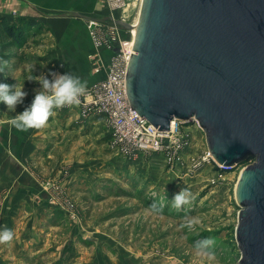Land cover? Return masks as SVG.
Instances as JSON below:
<instances>
[{
    "label": "rangeland",
    "instance_id": "1",
    "mask_svg": "<svg viewBox=\"0 0 264 264\" xmlns=\"http://www.w3.org/2000/svg\"><path fill=\"white\" fill-rule=\"evenodd\" d=\"M12 3L9 9L0 7V71L7 83L37 87L38 77L47 68V56L57 48L65 52L56 64L58 70L68 71V65H73L79 75L93 73L90 21L81 18L69 17V22L58 24L34 19L38 27H27L18 47L4 38L8 51L4 59L2 21L18 23L20 13L17 2ZM139 3L128 2L133 6L129 16L122 10L111 13L104 0L76 11L99 19L114 14L133 23ZM120 37L124 43L132 40L128 31ZM65 109L82 116L78 106ZM99 119L104 124L92 127L85 140L77 138L74 150L58 147L51 166L31 170L39 191L45 193L35 199L42 212L22 214L27 217L24 234L12 264H239L242 253L236 231L242 209L236 201V187L241 172L254 160L228 172L208 163L194 168L193 159H202L208 145L204 132L192 122L183 123V128L192 138L194 151L171 168L160 154L122 153L112 143L107 121ZM183 187L191 190L192 199L177 209L171 199ZM154 203L163 206V211H155ZM184 217H196L198 222L189 228ZM204 237L214 238L211 258L195 250V242ZM26 243L28 249L20 250Z\"/></svg>",
    "mask_w": 264,
    "mask_h": 264
},
{
    "label": "water",
    "instance_id": "2",
    "mask_svg": "<svg viewBox=\"0 0 264 264\" xmlns=\"http://www.w3.org/2000/svg\"><path fill=\"white\" fill-rule=\"evenodd\" d=\"M126 92L158 130L197 122L218 164L254 160L236 187V236L239 264H264V0H143Z\"/></svg>",
    "mask_w": 264,
    "mask_h": 264
},
{
    "label": "crops",
    "instance_id": "3",
    "mask_svg": "<svg viewBox=\"0 0 264 264\" xmlns=\"http://www.w3.org/2000/svg\"><path fill=\"white\" fill-rule=\"evenodd\" d=\"M12 2L18 4L17 7L14 5L20 11L17 18L30 17L36 19L38 23L52 20L53 24H58L69 22V17H73L72 13H80L77 12L78 10L83 11L86 7L91 9L89 4L94 0H0V7H11ZM8 9L4 11V15ZM35 24L38 27V24ZM71 37L75 38L74 34ZM91 50L93 51L92 48ZM64 53L63 49L58 48L51 51L47 56V68L44 74H48L49 70L60 73L70 72L86 82V86L95 82L98 76L88 72L81 76L73 65H68V71H65L63 67L64 70H58L56 64L59 59H62L61 56L65 55ZM67 54L69 56L70 52ZM72 55L75 56L73 53ZM0 81L7 82L1 75V71ZM30 86L29 84L24 86V91L28 95L24 98V103L19 104V108L16 106V110L8 109L6 104L0 103V213H7L0 216V226H6L14 231L11 241H0V264H12L13 252H17V244L21 243V234H24V221L27 217L22 214L42 212L41 204L35 199L37 194L43 197L45 193L39 191L31 170L37 169L39 165L51 166L53 152L58 147L67 146L74 150L77 147V138L85 140L89 137L92 127L97 128L104 124L103 119L83 118L79 113H73L74 110L63 107L55 110L54 115L50 116L43 126L24 131L17 130L11 123L13 117L16 112L23 111L31 103L36 91L41 87L40 84L35 88ZM30 207L33 209L27 210ZM25 239L24 237L23 240ZM19 249L23 251L28 249L27 243Z\"/></svg>",
    "mask_w": 264,
    "mask_h": 264
},
{
    "label": "built area",
    "instance_id": "4",
    "mask_svg": "<svg viewBox=\"0 0 264 264\" xmlns=\"http://www.w3.org/2000/svg\"><path fill=\"white\" fill-rule=\"evenodd\" d=\"M104 1L113 13L117 10L123 11L130 0ZM110 17L117 19L114 14ZM92 23L94 24L90 29L95 49L90 55V61L93 74L98 78L86 86V92L80 97L79 104L67 107L78 106L83 118L103 117L110 127L113 145L122 153L128 156L139 153L160 154L171 168L181 165L194 151V143L191 136L184 131L183 122L174 120L169 131L158 130L146 118L132 110L129 103L126 77L133 45L130 44L131 37L127 43L122 42L120 37L123 31L128 30L120 28L113 21ZM197 126L201 129L198 123ZM192 163L194 168L203 163L216 165L223 172L235 168L218 164L209 149L202 159H193Z\"/></svg>",
    "mask_w": 264,
    "mask_h": 264
},
{
    "label": "clouds",
    "instance_id": "5",
    "mask_svg": "<svg viewBox=\"0 0 264 264\" xmlns=\"http://www.w3.org/2000/svg\"><path fill=\"white\" fill-rule=\"evenodd\" d=\"M37 81L41 87L36 91L31 103L23 111L16 112L11 121L17 130L24 131L43 126L49 117L54 115L55 110L79 104L80 97L86 92V82L70 72L59 73L49 70L48 74L40 75ZM27 95L24 86L0 81V103L6 104L8 109L16 110V106L23 104ZM191 199V190L183 187L171 199L172 206L179 209L187 205ZM152 207L157 212L163 211V206L157 207L155 203ZM183 219L189 228L198 222L196 217H184ZM13 237V229L0 226V241H11ZM194 247L197 254L211 258L214 255V238L204 237L196 241Z\"/></svg>",
    "mask_w": 264,
    "mask_h": 264
},
{
    "label": "trees",
    "instance_id": "6",
    "mask_svg": "<svg viewBox=\"0 0 264 264\" xmlns=\"http://www.w3.org/2000/svg\"><path fill=\"white\" fill-rule=\"evenodd\" d=\"M35 23V20L30 17L19 18L18 23L13 24H8L2 21L1 26L3 28V35L1 36V43L4 59H6L8 52L4 38L6 37L7 39L11 40V42L15 44L13 47H18V42L20 41L21 36L24 34L25 29H27V27H31V25L35 27Z\"/></svg>",
    "mask_w": 264,
    "mask_h": 264
},
{
    "label": "bare ground",
    "instance_id": "7",
    "mask_svg": "<svg viewBox=\"0 0 264 264\" xmlns=\"http://www.w3.org/2000/svg\"><path fill=\"white\" fill-rule=\"evenodd\" d=\"M142 1L143 0H140V3H139V6H138V9H137V12H136V14H137V17H136V19H135V21L133 22V23H130V24H132L133 25V27H134V29L133 30H130L129 32H130V34H131V36H132V40H131V43L130 44H132L133 45V43H134V38H135V35H136V27H137V25H138V21H139V15H140V10H141V6H142ZM132 5L131 4H126L125 6H124V10H123V12H124V14H127L128 16L129 15H131V13H132ZM121 20V19H120ZM122 21H124V22H126V20H123L122 19ZM114 22V21H113ZM115 23V22H114ZM129 23V22H128ZM94 23H90V26L91 25H93ZM116 24V23H115ZM129 260V259H128ZM154 260V259H153ZM131 263V262H130Z\"/></svg>",
    "mask_w": 264,
    "mask_h": 264
}]
</instances>
